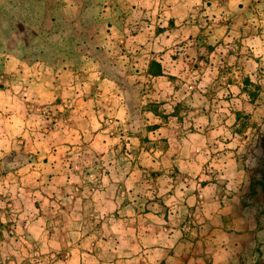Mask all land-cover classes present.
<instances>
[{"label": "crops", "instance_id": "0c3cea01", "mask_svg": "<svg viewBox=\"0 0 264 264\" xmlns=\"http://www.w3.org/2000/svg\"><path fill=\"white\" fill-rule=\"evenodd\" d=\"M30 1L0 36V264H264V0Z\"/></svg>", "mask_w": 264, "mask_h": 264}, {"label": "rangeland", "instance_id": "374dc122", "mask_svg": "<svg viewBox=\"0 0 264 264\" xmlns=\"http://www.w3.org/2000/svg\"><path fill=\"white\" fill-rule=\"evenodd\" d=\"M39 8V3L37 1H30V0H0V36H4V42L6 41V33L9 29H16L17 34H20L22 27H18V23H20L19 19H22L25 14H27L31 10H37ZM16 17V18H15ZM23 21V19H22ZM19 30V31H18ZM17 39H19L17 37ZM264 92V88H263ZM264 99V94L262 95ZM264 103V100L262 101ZM261 111L260 114L257 116L258 119L255 121L256 124L264 126V106L261 104ZM246 124L247 120H243ZM248 124V123H247ZM262 126L258 128L262 131L257 132V140L261 138L263 134ZM263 198H256V202H260ZM261 213L264 215V206L260 210ZM264 217V216H263Z\"/></svg>", "mask_w": 264, "mask_h": 264}, {"label": "trees", "instance_id": "16d2710c", "mask_svg": "<svg viewBox=\"0 0 264 264\" xmlns=\"http://www.w3.org/2000/svg\"><path fill=\"white\" fill-rule=\"evenodd\" d=\"M260 184L262 185V187L264 188V182H260ZM264 199V198H263Z\"/></svg>", "mask_w": 264, "mask_h": 264}]
</instances>
